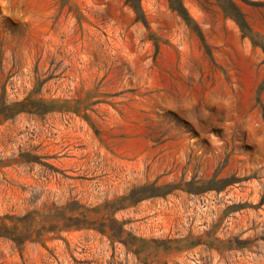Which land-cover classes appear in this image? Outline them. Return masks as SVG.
<instances>
[{"label":"rangeland","instance_id":"1","mask_svg":"<svg viewBox=\"0 0 264 264\" xmlns=\"http://www.w3.org/2000/svg\"><path fill=\"white\" fill-rule=\"evenodd\" d=\"M0 264H264V0H0Z\"/></svg>","mask_w":264,"mask_h":264},{"label":"trees","instance_id":"2","mask_svg":"<svg viewBox=\"0 0 264 264\" xmlns=\"http://www.w3.org/2000/svg\"><path fill=\"white\" fill-rule=\"evenodd\" d=\"M143 23H144V21H143ZM145 24V23H144ZM201 36V35H200ZM201 38H202V36H201ZM203 40V39H202Z\"/></svg>","mask_w":264,"mask_h":264}]
</instances>
